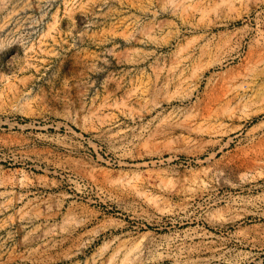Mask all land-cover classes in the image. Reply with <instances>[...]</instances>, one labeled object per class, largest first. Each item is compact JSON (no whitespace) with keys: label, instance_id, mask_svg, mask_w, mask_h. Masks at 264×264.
Here are the masks:
<instances>
[{"label":"rangeland","instance_id":"374dc122","mask_svg":"<svg viewBox=\"0 0 264 264\" xmlns=\"http://www.w3.org/2000/svg\"><path fill=\"white\" fill-rule=\"evenodd\" d=\"M258 160L264 0H0V264H264Z\"/></svg>","mask_w":264,"mask_h":264},{"label":"bare ground","instance_id":"6f19581e","mask_svg":"<svg viewBox=\"0 0 264 264\" xmlns=\"http://www.w3.org/2000/svg\"><path fill=\"white\" fill-rule=\"evenodd\" d=\"M226 43V42H225ZM223 46V45H222ZM192 115V114H191ZM190 116V114L188 115ZM261 161L262 160H258V161H254L252 164V169L250 168L249 170H245L241 173L240 175V180H241V183H244L247 181L248 179V176H249V173H251L253 176H254V179H257V178H260L264 172L263 171H260V164H261ZM249 168V167H248ZM220 174V173H219ZM222 175V174H221ZM218 176V175H217ZM220 177V176H219ZM127 179V178H126ZM221 180V179H220ZM120 184V183H119ZM130 182H121V185L122 186H126L128 185L129 186ZM133 185V184H132ZM131 185V186H132ZM162 185V184H161ZM160 187L163 188L164 185H162ZM130 187V186H129ZM132 188V187H131ZM134 192L137 193L138 195H141L142 193L136 188V186L134 185ZM144 195V194H143ZM142 195V197H143ZM257 201V202H256ZM264 205V194H261L260 196H258L255 201H249L248 204L249 205H252V207H256L258 206L259 204ZM231 208L233 209H236V215L231 217V215L229 216H226L224 214L223 211L219 210L218 211V214L216 215L217 217L219 218H222V220H225V221H231L233 220L234 218H236L237 220H242V221H252L254 220V224L252 227L254 229V234L258 237V236H262L264 237V218L262 219L263 222H261V220L259 219V216L256 215L254 213L253 210H250L249 207H247V205L243 206L241 204H238L236 202L233 203V206H231ZM26 214V213H25ZM27 215V214H26ZM36 215V214H35ZM212 217V215H211ZM210 220V219H208ZM260 221V222H259ZM151 251V250H150Z\"/></svg>","mask_w":264,"mask_h":264}]
</instances>
